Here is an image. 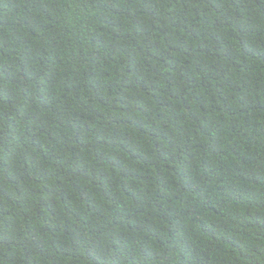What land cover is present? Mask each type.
Returning <instances> with one entry per match:
<instances>
[{"label": "trees", "instance_id": "trees-1", "mask_svg": "<svg viewBox=\"0 0 264 264\" xmlns=\"http://www.w3.org/2000/svg\"><path fill=\"white\" fill-rule=\"evenodd\" d=\"M0 264H264V0H0Z\"/></svg>", "mask_w": 264, "mask_h": 264}]
</instances>
